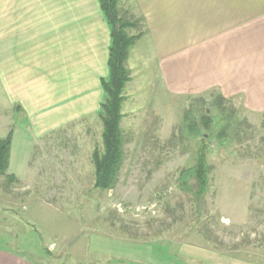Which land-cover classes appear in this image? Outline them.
I'll return each instance as SVG.
<instances>
[{
    "label": "rangeland",
    "instance_id": "374dc122",
    "mask_svg": "<svg viewBox=\"0 0 264 264\" xmlns=\"http://www.w3.org/2000/svg\"><path fill=\"white\" fill-rule=\"evenodd\" d=\"M138 68L124 89L123 161L108 190L94 187L97 111L41 132L0 93V138L13 130L7 173L16 175L0 177V247L39 264H264V111L213 90L172 96L152 61ZM200 150L209 172L196 198L181 173ZM135 247L140 257L123 259Z\"/></svg>",
    "mask_w": 264,
    "mask_h": 264
},
{
    "label": "crops",
    "instance_id": "0c3cea01",
    "mask_svg": "<svg viewBox=\"0 0 264 264\" xmlns=\"http://www.w3.org/2000/svg\"><path fill=\"white\" fill-rule=\"evenodd\" d=\"M127 1L145 26L127 60L132 77L152 61L172 96L213 90L264 111V0ZM109 44L99 0H0L1 96L41 132L96 112ZM133 251L123 259L137 260L142 249ZM0 264L39 263L0 247Z\"/></svg>",
    "mask_w": 264,
    "mask_h": 264
},
{
    "label": "trees",
    "instance_id": "16d2710c",
    "mask_svg": "<svg viewBox=\"0 0 264 264\" xmlns=\"http://www.w3.org/2000/svg\"><path fill=\"white\" fill-rule=\"evenodd\" d=\"M120 1L99 0L110 26L108 74L101 79L104 98L97 111L102 124V150L95 148L92 152L94 187L101 190H108L114 186L123 161L122 104L125 86L131 80L127 60L132 47L145 34L143 19L129 9L120 13L118 10ZM130 30L135 32L131 33ZM209 123L208 120L205 121V126L209 127L207 126ZM12 135L13 130H10L0 138V177L4 176L7 182L16 180L12 173H7ZM208 172L206 155L200 150L194 164L181 173L183 185L187 184L190 177L195 180L196 189L193 194L196 198L207 190Z\"/></svg>",
    "mask_w": 264,
    "mask_h": 264
}]
</instances>
